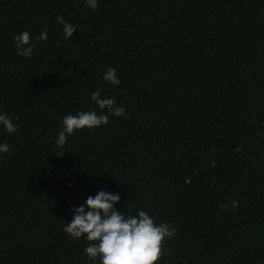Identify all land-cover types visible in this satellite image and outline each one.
I'll return each instance as SVG.
<instances>
[{
    "label": "trees",
    "instance_id": "obj_1",
    "mask_svg": "<svg viewBox=\"0 0 264 264\" xmlns=\"http://www.w3.org/2000/svg\"><path fill=\"white\" fill-rule=\"evenodd\" d=\"M97 3L0 0V264H100L63 228L101 190L178 229L159 264H264V0ZM95 91L125 115L58 147Z\"/></svg>",
    "mask_w": 264,
    "mask_h": 264
},
{
    "label": "clouds",
    "instance_id": "obj_2",
    "mask_svg": "<svg viewBox=\"0 0 264 264\" xmlns=\"http://www.w3.org/2000/svg\"><path fill=\"white\" fill-rule=\"evenodd\" d=\"M87 5L92 9L98 6L97 0H87ZM63 25L64 38L67 40L77 31L76 27L66 22L63 17L57 18ZM16 48L20 55L30 58L35 47L32 36L28 31L14 37ZM48 30L45 29L36 37L37 41H46ZM104 81L119 85L120 80L116 70L109 67L104 76ZM101 112L95 110L80 111L76 115L68 114L63 118V129L58 134L57 146L63 148L68 136L76 130L97 128L109 122V116L121 117L125 109L117 106L111 98H101L100 91L91 95ZM107 109V112L104 110ZM0 124L9 134L18 130L11 117L0 114ZM9 146L0 144V153H8ZM61 153L58 156H63ZM121 200L119 194L101 190L95 196H89L86 206L74 209L75 215L71 223L65 224L63 232L72 239L86 238L88 246L85 252L89 259L99 257L100 264H159L166 254L165 241L172 238L178 229L171 224H157L152 216L144 210L137 215L121 214L114 206Z\"/></svg>",
    "mask_w": 264,
    "mask_h": 264
}]
</instances>
